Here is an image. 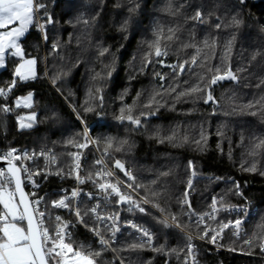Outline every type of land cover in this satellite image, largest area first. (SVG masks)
Returning a JSON list of instances; mask_svg holds the SVG:
<instances>
[{
	"label": "trees",
	"instance_id": "obj_1",
	"mask_svg": "<svg viewBox=\"0 0 264 264\" xmlns=\"http://www.w3.org/2000/svg\"><path fill=\"white\" fill-rule=\"evenodd\" d=\"M47 9L44 42L35 21L20 41L23 57L35 61L34 79L15 78L13 57L0 71V87L15 85L0 98V148L53 149L67 171L86 142L77 117L89 126L108 162L130 169L139 196L177 226L139 203L132 217L155 242L122 235L114 251L124 264H183L179 229L202 232L180 201L188 163L198 175L228 180L197 182L193 207L212 197L240 202L236 189L257 206L245 236L227 233L220 243L255 251L264 239V0H60ZM217 76L227 81L212 85ZM88 92L92 110L84 112ZM25 94L32 95L30 109H16L14 99ZM23 112L35 115L28 129L17 125ZM73 236L95 264H118L82 229ZM199 259L242 262L205 246Z\"/></svg>",
	"mask_w": 264,
	"mask_h": 264
},
{
	"label": "built area",
	"instance_id": "obj_2",
	"mask_svg": "<svg viewBox=\"0 0 264 264\" xmlns=\"http://www.w3.org/2000/svg\"><path fill=\"white\" fill-rule=\"evenodd\" d=\"M60 0H34L36 10L34 21L44 42V29L50 20L47 4H55ZM43 5V7H39ZM0 87L3 94L0 98L7 99L15 85ZM90 128L83 127L86 142L79 146L72 163L67 171L60 168L57 156L50 148H33L16 146L7 149L0 148V158L11 161L21 168V181L29 200H40L38 208L45 213L44 226L55 236L57 227L65 243H70L74 250H82L73 246V234L79 229L87 233L89 238L98 246L106 249L118 264H124L114 251V244L122 235L131 236L149 247L154 245L152 232L132 217L136 206L141 203L157 213L173 227L177 226L165 219L149 203L144 201L135 190V179L132 171L125 167H117V163H109L105 151L98 150L89 135ZM14 150V151H13ZM13 152V156L7 154ZM92 155V168L88 166L89 155ZM16 157H20L19 160ZM27 171H24V169ZM0 171H7L0 167ZM31 174V175H29ZM195 177L187 184L183 193L182 206L187 220L201 227L200 235L179 229L184 236L186 254L183 264H201L199 248L205 246L217 252L242 257L240 264H264V239L253 252H242L233 248H226L220 243L229 233L235 239L245 236L246 223L257 213V206L243 199L230 205H222L220 200L212 197L208 206L193 207L191 184ZM104 185L105 187H101ZM108 185H114L118 191H113ZM14 189V184H12ZM77 193L73 196L72 193ZM123 197V199H121ZM64 200L67 207H56L54 204ZM33 207L37 205L33 204ZM2 209V205H0ZM95 210V211H93ZM79 212V216H77ZM59 216L61 219L56 220ZM227 217L221 220L220 217ZM81 220L83 222H81ZM241 223L236 225V221ZM147 232L146 236L144 233ZM207 232V235L205 234ZM213 237L215 240L213 241ZM101 238L107 241L101 243ZM248 243L246 242V245ZM50 246V245H49ZM71 256V254H69ZM56 259H62L57 257ZM166 264V263H165Z\"/></svg>",
	"mask_w": 264,
	"mask_h": 264
},
{
	"label": "snow or ice",
	"instance_id": "obj_3",
	"mask_svg": "<svg viewBox=\"0 0 264 264\" xmlns=\"http://www.w3.org/2000/svg\"><path fill=\"white\" fill-rule=\"evenodd\" d=\"M39 7H43V5H39ZM35 10L34 0H0V65L3 64L6 49H15L14 55H22L17 40L24 35L32 23ZM161 54L160 49L157 48L156 55L160 56ZM34 63V60H28L25 64L20 65L16 69V76L25 80L34 75L32 68ZM218 79H224V77H214L212 83H216ZM232 79H236V77L232 76ZM198 90V88L191 89L193 92ZM2 94L3 90H0V95ZM26 99L31 100V95ZM208 99H212L210 94ZM25 106L30 105L26 104ZM87 110L91 111V109ZM128 119L131 120L132 117L129 116ZM134 122L139 123V121ZM7 155L13 156V152H9ZM16 159L19 160L20 157H16ZM116 163L117 167L123 168L119 161ZM24 171L27 169L25 168ZM20 172L21 168L12 164L10 160L8 161L7 174L0 171V205H2V209H0V264H49L50 261L53 264H95V261L90 258L91 253L85 255L81 251L74 250L70 243L64 242L59 227L56 228L55 236H53L44 226L45 213L38 208L40 200L28 199L21 186ZM13 181L14 189L12 188ZM101 187L105 186L101 185ZM108 187H111L113 191H118L114 185H108ZM72 195L76 196L77 193L73 192ZM33 204L37 207H33ZM54 206L67 207V204L61 200ZM76 214L79 216V212ZM60 219L59 216L56 217L57 221ZM81 222L83 221L81 220ZM235 223L239 225L241 222L237 220ZM144 234L148 235L147 232ZM205 234L207 235V232ZM214 240L215 237H213ZM101 243L106 244L107 241L101 238ZM69 254L74 259L70 258ZM95 255L98 256L99 253H95ZM57 257L64 259L58 260Z\"/></svg>",
	"mask_w": 264,
	"mask_h": 264
},
{
	"label": "rangeland",
	"instance_id": "obj_4",
	"mask_svg": "<svg viewBox=\"0 0 264 264\" xmlns=\"http://www.w3.org/2000/svg\"><path fill=\"white\" fill-rule=\"evenodd\" d=\"M10 51V55H11V57H13V58H17V59H20V63L18 62L17 63V68L18 67H20V65H22V64H25V62L26 61H28V60H33V59H26V58H24L23 57V54L22 55H14L13 53L15 52V49H6V51H5V55H4V61H3V64L2 65H0V71L5 67V62H6V59H7V56H6V54H7V52H9ZM22 56V57H21ZM15 67V71H14V76H15V78L17 77L16 76V68ZM32 68H33V73H34V75H35V63L32 65ZM22 71H23V69H22ZM34 75H31V76H29V78L30 77H32V76H34ZM17 79H19L18 77H17ZM20 81H23V80H21V79H19ZM27 81V80H26ZM29 81V80H28ZM29 95H31V94H25V95H22V96H18V97H16L15 99H14V107L16 108V109H23V110H29L30 109V107H31V104H32V95H31V100H27L26 98L29 96ZM91 96V92H88L87 94H84V96L82 97L83 98V101H82V104L84 105V106H86V108H85V111L84 112H89L87 109H91V105L93 104V102L92 103H90V100H88V98ZM91 99H93V96H91L90 97ZM89 101V102H88ZM26 104H28V105H30V106H25ZM92 110V109H91ZM30 117H31V119H30ZM125 119L127 118V117H124ZM34 119H35V115L32 113V112H23V113H21V114H19V116L17 117V125H18V127H19V129H28L30 126H31V124H32V122L34 121ZM77 120H78V122H79V124H80V126H81V128H82V132H83V127H85V128H90L89 126H87V125H85L81 120H80V118L79 117H77ZM22 125H24L23 127H22ZM27 125H30V126H27ZM89 135H90V137H91V139H92V141H93V143H94V146L97 148V145H96V142L94 141V139H93V137H92V135L90 134V132H89ZM83 136H84V138H85V135H84V133H83ZM98 149V148H97ZM99 150V149H98ZM187 167H188V176H187V178H186V180H185V183H184V185H183V188H182V191H181V197H180V201L182 200V197H183V193L185 192V190H186V188H187V184L189 183V181L192 179V177L194 176L195 177V179H194V181L192 182V184H191V189L193 190V189H195V185L197 184V182H199V181H201V180H208V179H214V180H217V181H220V182H226V181H228V180H220V179H218V178H216V177H210V176H204V175H198V174H196L195 172H194V170H193V167H192V163H188V165H187ZM236 191H237V195L239 196V198H240V200L242 201L243 199H245L240 193H239V191H238V189H236ZM141 197V196H140ZM142 198V197H141ZM143 199V198H142ZM212 199V198H211ZM211 199H210V201H211ZM144 200V199H143ZM245 200H247V199H245ZM144 201H146V200H144ZM240 201V202H241ZM147 202V201H146ZM182 202V201H181ZM142 203V202H141ZM147 203H149V202H147ZM235 203V202H234ZM150 204V203H149ZM151 205V204H150ZM152 206V205H151ZM154 209H156L154 206H152ZM196 207H199L198 205H196ZM157 210V209H156ZM165 219H167V220H169L164 214H162L159 210H157ZM154 212V211H153ZM170 221V220H169ZM184 241V240H183ZM248 246H249V242H248ZM229 247H232V248H235V246H233V244H230L229 245ZM251 251V250H250ZM70 258H72V259H74V257H71V256H69ZM62 259H64V258H62ZM58 260H60V259H58ZM53 264V263H52Z\"/></svg>",
	"mask_w": 264,
	"mask_h": 264
},
{
	"label": "water",
	"instance_id": "obj_5",
	"mask_svg": "<svg viewBox=\"0 0 264 264\" xmlns=\"http://www.w3.org/2000/svg\"><path fill=\"white\" fill-rule=\"evenodd\" d=\"M156 57H157V55H156ZM182 69H183V68H182ZM182 69H181V71H182ZM226 81H227V78L224 77V79H218V80L216 81V83H223V82H226ZM216 83H214V84L212 83V85H215ZM0 167H2L3 169H5V170L7 171V168H8V162L0 158ZM20 177H21V174H20ZM13 184H14V181H13ZM21 186H22V188H23L22 181H21ZM23 190H24V188H23ZM24 192H25V190H24ZM25 193H26V192H25ZM26 195H27V194H26ZM17 198H18V194H17Z\"/></svg>",
	"mask_w": 264,
	"mask_h": 264
},
{
	"label": "crops",
	"instance_id": "obj_6",
	"mask_svg": "<svg viewBox=\"0 0 264 264\" xmlns=\"http://www.w3.org/2000/svg\"><path fill=\"white\" fill-rule=\"evenodd\" d=\"M34 22V20L32 21V23ZM32 23L28 26V29H27V31L29 30V28L31 27V25H32ZM27 31L24 33V35L27 33ZM24 35L23 36H21L18 40H17V43L19 44V46H20V41L22 40V38L24 37ZM6 56H7V58L8 57H11V55H10V51L9 52H7V54H6ZM22 57V56H21ZM19 63H20V59H19V61H18ZM17 66V65H16ZM17 68V67H16ZM34 77H35V75L34 76H32V77H30V78H28V79H25V80H23L22 82H27L28 80L30 81V80H32V79H34ZM17 78V77H16ZM19 80V79H18ZM27 80V81H26Z\"/></svg>",
	"mask_w": 264,
	"mask_h": 264
}]
</instances>
